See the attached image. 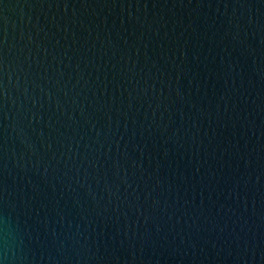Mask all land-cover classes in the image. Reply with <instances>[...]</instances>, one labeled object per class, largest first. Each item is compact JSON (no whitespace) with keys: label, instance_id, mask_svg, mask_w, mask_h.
<instances>
[{"label":"water","instance_id":"1","mask_svg":"<svg viewBox=\"0 0 264 264\" xmlns=\"http://www.w3.org/2000/svg\"><path fill=\"white\" fill-rule=\"evenodd\" d=\"M0 259L264 264V0H0Z\"/></svg>","mask_w":264,"mask_h":264},{"label":"clouds","instance_id":"2","mask_svg":"<svg viewBox=\"0 0 264 264\" xmlns=\"http://www.w3.org/2000/svg\"><path fill=\"white\" fill-rule=\"evenodd\" d=\"M5 257L7 258L8 248H7V241H5V249H4ZM0 264H4V260L0 259Z\"/></svg>","mask_w":264,"mask_h":264}]
</instances>
